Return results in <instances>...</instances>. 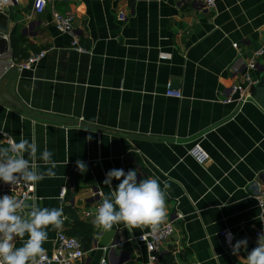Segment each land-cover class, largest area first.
I'll use <instances>...</instances> for the list:
<instances>
[{"label": "crops", "instance_id": "obj_1", "mask_svg": "<svg viewBox=\"0 0 264 264\" xmlns=\"http://www.w3.org/2000/svg\"><path fill=\"white\" fill-rule=\"evenodd\" d=\"M2 9L12 65L0 80L20 108L0 101V144L2 134L23 137L38 154L51 151L57 164L26 200L63 209L62 226L47 230L46 252L72 222L65 207L93 223L110 192L106 173L134 169L138 179L167 185L173 234L151 254L134 241L147 228L105 231L93 223L76 264H161L168 255L173 264H246L247 252L233 255L227 236L232 244L247 239L251 251L255 232H264L254 198L255 185L264 184V110L249 96L239 110L222 100L240 80L232 67L264 48V0H217L212 9L202 0H55L40 14L32 0H18ZM52 9L73 17L86 52L73 50L71 37L54 27ZM11 36L28 55L44 52L31 69L16 68L24 58L12 56ZM263 68L264 54L255 79ZM168 87L181 98L165 96Z\"/></svg>", "mask_w": 264, "mask_h": 264}, {"label": "clouds", "instance_id": "obj_2", "mask_svg": "<svg viewBox=\"0 0 264 264\" xmlns=\"http://www.w3.org/2000/svg\"><path fill=\"white\" fill-rule=\"evenodd\" d=\"M52 156L48 149L38 154L35 142L8 137L6 145H0V181L12 188L21 183L34 186L55 175L53 169L57 164ZM76 165L81 173L87 171L83 161L78 159ZM113 180L119 181L115 188ZM103 184L110 192L103 195L96 209L93 221L96 227L108 231L113 225L124 224L126 228H149L152 233L160 230L167 218V185L162 188L158 178L138 179L134 169L127 172L111 169ZM62 217V208L41 207L35 201L28 203L14 195L0 196V264H40L45 257L43 244L48 240L47 230L50 226L59 229ZM232 239L228 233L233 255L239 256L243 249L247 252L246 264H264V234L258 236L257 246L251 251H247V239L234 244ZM18 240L22 241L19 247Z\"/></svg>", "mask_w": 264, "mask_h": 264}, {"label": "built area", "instance_id": "obj_3", "mask_svg": "<svg viewBox=\"0 0 264 264\" xmlns=\"http://www.w3.org/2000/svg\"><path fill=\"white\" fill-rule=\"evenodd\" d=\"M17 1L18 0H0V7L2 8V6L6 5L9 6ZM53 1L55 0H32V8L35 14L44 12L47 5ZM216 1L217 0H202V3L205 8L212 9ZM124 18L125 16L123 14H119V19L123 20ZM51 21L59 32L68 34L71 37L73 50L82 53L87 51L78 42L73 25V17L70 14L61 13L55 9H52ZM234 47H236L235 44ZM43 54L44 52L40 51L38 53H32L28 55L26 58L16 64V68L18 70L31 69L34 64L43 56ZM263 54L264 48H257L241 66L232 67V71L239 75L240 80L230 85L227 96L222 100L224 103H233L238 110L241 108L243 102H245L246 98L248 97L247 89L249 86L257 82V79L253 77L252 72L257 69L258 58L262 57ZM164 95L168 97L181 98V92L179 90H174L169 87L164 91ZM8 137L9 136L6 134L1 135V139H3L5 145L7 143ZM193 149L197 156H206V153L199 147V145H195ZM0 190L2 192L1 195H14L19 199L25 200L34 198V186H25L23 183L13 186L12 188V186L4 184L1 181ZM65 193L66 188L62 187L60 189V196L63 197ZM254 198L256 199L257 206L260 210L261 218L264 219V184L261 187L255 185ZM98 206H96V209ZM86 215L89 216L90 212L86 213ZM173 222V219L166 220L161 225L160 230L156 233H152L151 230L147 228L145 232L138 234L134 238L136 245L143 246L147 252L151 254H156L173 234ZM261 234H264L262 230L256 231L255 237L258 238V236ZM84 255L85 251L82 249L77 238L60 230L56 233L54 248L50 252H45V257L40 262V264H76L82 261ZM102 263L104 262L102 261Z\"/></svg>", "mask_w": 264, "mask_h": 264}, {"label": "water", "instance_id": "obj_4", "mask_svg": "<svg viewBox=\"0 0 264 264\" xmlns=\"http://www.w3.org/2000/svg\"><path fill=\"white\" fill-rule=\"evenodd\" d=\"M7 14L6 10L0 7V76L4 73L6 66H10L12 62L9 60L10 52L4 33L7 31ZM6 80H0V101L11 104L20 108L17 100L9 93L5 92ZM248 96L251 97L264 110V68L260 71L259 78L256 83L247 89Z\"/></svg>", "mask_w": 264, "mask_h": 264}, {"label": "trees", "instance_id": "obj_5", "mask_svg": "<svg viewBox=\"0 0 264 264\" xmlns=\"http://www.w3.org/2000/svg\"><path fill=\"white\" fill-rule=\"evenodd\" d=\"M10 48H11V54L13 57H18V58H26L27 57V52L25 49L19 48L17 45V42L12 40L11 36V43H10ZM32 52H37V49L34 47H31ZM3 145V144H0ZM1 182V181H0ZM1 190H0V195H1ZM66 214H68L72 218L71 224H69V227L66 230H63L66 234L71 235L80 242L82 249L85 251L88 247L89 240H90V233L93 229V223L92 222H87L84 220H81L78 218V216L75 214L74 210L71 209L70 207H65L64 208ZM161 264H173L171 257L165 256L161 259Z\"/></svg>", "mask_w": 264, "mask_h": 264}]
</instances>
